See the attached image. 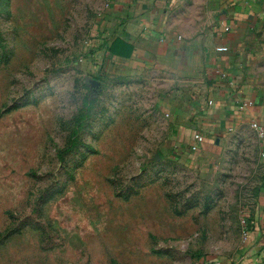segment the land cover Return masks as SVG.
Listing matches in <instances>:
<instances>
[{
  "label": "rangeland",
  "instance_id": "374dc122",
  "mask_svg": "<svg viewBox=\"0 0 264 264\" xmlns=\"http://www.w3.org/2000/svg\"><path fill=\"white\" fill-rule=\"evenodd\" d=\"M108 13L0 0V264H236L264 179L255 131L182 150Z\"/></svg>",
  "mask_w": 264,
  "mask_h": 264
},
{
  "label": "crops",
  "instance_id": "0c3cea01",
  "mask_svg": "<svg viewBox=\"0 0 264 264\" xmlns=\"http://www.w3.org/2000/svg\"><path fill=\"white\" fill-rule=\"evenodd\" d=\"M112 1L109 43L131 47L130 58L153 69L182 150L195 134L203 150L246 125L264 169V0ZM261 185L236 264H264V179Z\"/></svg>",
  "mask_w": 264,
  "mask_h": 264
},
{
  "label": "built area",
  "instance_id": "2783aa9c",
  "mask_svg": "<svg viewBox=\"0 0 264 264\" xmlns=\"http://www.w3.org/2000/svg\"><path fill=\"white\" fill-rule=\"evenodd\" d=\"M113 1L112 0H106V8H109L112 5ZM255 127H258L256 124L254 125ZM203 140L202 136L199 134H195L194 135V142L191 146H190V150L192 151H196L198 150V144L201 143Z\"/></svg>",
  "mask_w": 264,
  "mask_h": 264
}]
</instances>
